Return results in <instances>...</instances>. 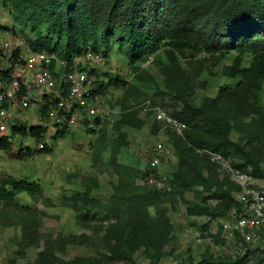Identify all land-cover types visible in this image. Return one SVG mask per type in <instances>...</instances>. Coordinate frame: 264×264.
Instances as JSON below:
<instances>
[{
	"label": "rangeland",
	"instance_id": "374dc122",
	"mask_svg": "<svg viewBox=\"0 0 264 264\" xmlns=\"http://www.w3.org/2000/svg\"><path fill=\"white\" fill-rule=\"evenodd\" d=\"M23 20L0 2V31L26 41L27 37L35 39ZM43 30L46 35V28ZM239 56L237 51L225 53L219 65L213 67L211 62L196 78L188 60L179 58L172 63L164 48L149 61L132 64L114 45L106 63L95 70V77L107 84V74L118 75L129 87L109 86L101 94L98 105L104 118L99 124L70 129L64 138L46 131L42 141L11 131L7 139L13 150L30 151L31 155L14 160L0 150V178L11 175L38 182L42 197L34 204L22 193L16 197L20 207L0 204V264H86L91 258L105 264H150L157 257L160 264H197L209 256L264 264V225L240 231L225 227L244 214L251 215L240 204L241 186L231 168L253 173L256 181L264 172V84L259 100L252 101L234 94L239 80L223 74V68L233 65ZM198 59L211 57L203 53ZM251 61V55L244 56L243 67H249ZM186 88L191 102L199 106L210 102L225 115L232 141L260 159L257 170L246 163L242 151L232 149L224 158L230 167L213 161L219 165L220 181L227 178L240 187L234 196L241 205L216 217L197 215L194 210L217 206V184L210 191L202 185L185 190L176 179L179 158L172 135L183 137L187 125L179 134L168 122L160 123L154 113L160 107L172 115L184 102L177 91ZM124 114L137 117L143 125L121 124ZM44 149L47 151L42 152ZM155 156L161 166L153 165ZM204 174L210 176L209 171ZM151 175L154 184L149 181ZM88 189L95 201L93 219L83 221L68 200ZM115 199L126 206L108 214L107 206Z\"/></svg>",
	"mask_w": 264,
	"mask_h": 264
},
{
	"label": "trees",
	"instance_id": "16d2710c",
	"mask_svg": "<svg viewBox=\"0 0 264 264\" xmlns=\"http://www.w3.org/2000/svg\"><path fill=\"white\" fill-rule=\"evenodd\" d=\"M5 8H10L23 18L25 27H30L35 39L27 37L33 51L57 53L68 58L85 51L91 46L95 52H103L108 57L114 45L132 64L144 63L156 56L163 48L172 63L179 58L190 62L192 72L199 78L212 62L213 67L225 53L237 51L240 56L233 65L223 68L224 76L238 79L233 92L249 100L258 101L264 84V0H0ZM46 28V35L43 28ZM7 29V28H6ZM211 59L196 58L201 54ZM251 55L249 67H243V57ZM214 58V59H213ZM196 60V61H195ZM92 74H96L92 70ZM108 76V83L97 80L100 94L109 86H127L118 75ZM188 88L177 93L184 97L183 105L173 110V116L187 125L183 137L172 135L173 146L179 158L177 181L188 190L194 185H202L212 190L217 184L216 207L197 206V215L209 214L216 217L240 208L234 192L240 187L229 179L219 180V165L212 161L209 153L229 157L233 149L242 151L247 164L259 169L260 159L253 151L241 149L231 139L228 118L215 111L210 102L199 106L188 98ZM186 95V96H185ZM100 118L95 122L99 124ZM88 124V122H87ZM121 124L141 127L143 121L124 114ZM22 136H33L42 141V127L26 126L14 128ZM70 132L62 129L56 138H64ZM124 138V137H123ZM122 142L125 139H122ZM0 150L11 159L25 160L31 155L23 150L14 151L9 139H0ZM47 149L42 150L46 152ZM209 152V153H208ZM210 176L205 177L204 172ZM155 193V191H152ZM27 193L37 203L42 197V186L38 182L14 176L0 178V204L20 207L16 197ZM69 203L79 212L81 220L93 219L91 191L76 194ZM113 205V206H112ZM125 203L114 200L108 204V214L121 212ZM130 249V247H129ZM132 251H129V256ZM244 258L203 257L197 264H242ZM86 264H105L103 260L91 258ZM150 264H160L156 261Z\"/></svg>",
	"mask_w": 264,
	"mask_h": 264
},
{
	"label": "built area",
	"instance_id": "2783aa9c",
	"mask_svg": "<svg viewBox=\"0 0 264 264\" xmlns=\"http://www.w3.org/2000/svg\"><path fill=\"white\" fill-rule=\"evenodd\" d=\"M105 63L103 54L95 52L91 46L80 54L63 58L57 53L33 51L25 39L0 31V139L7 138L11 131L16 136L21 135L14 132V128L26 126L29 129L27 122L55 134L87 122L94 126L97 118H104V113L99 109L102 95L92 70ZM154 113L160 123L168 122L177 133L186 129L184 123L165 109L156 107ZM209 154L212 161L230 167L221 155ZM160 164V158L155 156L153 165ZM231 171L241 186L240 204L251 215L244 214L235 223H226V230L263 226L264 172L263 178L256 181L253 173L246 175L232 168ZM149 181L155 183L153 175Z\"/></svg>",
	"mask_w": 264,
	"mask_h": 264
}]
</instances>
